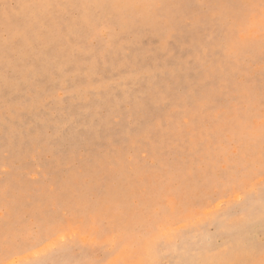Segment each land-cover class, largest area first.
<instances>
[{
  "label": "snow or ice",
  "instance_id": "obj_1",
  "mask_svg": "<svg viewBox=\"0 0 264 264\" xmlns=\"http://www.w3.org/2000/svg\"><path fill=\"white\" fill-rule=\"evenodd\" d=\"M0 8V41L6 54L26 42L34 29L55 26L56 21L61 30L69 21L74 30L94 39L107 35L110 45L153 30L164 46L163 37L178 28H211V52L202 54L197 69L201 82L177 101L187 117L178 131L185 142H193L195 154L207 146L217 158L215 167L199 161L200 174L208 177L197 185L199 196L182 191L186 161L155 153L149 160L145 153L143 161L131 157L114 162L117 175L127 176L128 188L96 182L90 171L84 172L86 182L65 194L63 214L58 211L46 220L16 216L6 202L0 208L7 222L0 235V264H18L15 256L21 250L33 257L27 264H264V0L195 5L167 0H44L4 3ZM13 9L24 13L14 14ZM133 51L125 52L126 59ZM97 70L95 62L87 66L88 85L94 83ZM126 71V66L119 69ZM151 75L143 71L127 78L143 83ZM15 79L10 68L4 72L5 92ZM192 163L196 171V155ZM140 186L145 195L129 194ZM3 191L6 197L11 194L9 186ZM205 200L215 205L210 217L197 215ZM174 202L183 210L179 217Z\"/></svg>",
  "mask_w": 264,
  "mask_h": 264
},
{
  "label": "rangeland",
  "instance_id": "obj_2",
  "mask_svg": "<svg viewBox=\"0 0 264 264\" xmlns=\"http://www.w3.org/2000/svg\"><path fill=\"white\" fill-rule=\"evenodd\" d=\"M37 2L44 0H0V6ZM167 2L195 5L222 0ZM12 11L24 13L23 9ZM212 35L211 28L187 25L163 37L167 41L164 46L161 35L153 30L137 32L110 45L107 35L94 39L85 31L74 30L69 21H64L61 30L56 21L55 26L42 24L34 29L26 42L7 54L0 41V208L8 202L16 216L45 220L58 211L63 214L60 205L65 194L86 182L82 173L90 171L96 182L128 188L127 176L117 175L114 162L131 157L143 161L145 153L149 160L155 153L186 161L182 191L199 196L197 185L208 180L198 170L199 161L215 167L217 158L208 153L207 146L195 154L193 142H185L179 134L187 117L177 101L184 91L199 86L202 77L198 65L202 54L211 52ZM130 48L136 51L126 59ZM92 62L98 70L92 77L94 83L88 85L87 66ZM121 66L127 71L120 73ZM9 68L16 79L5 92L3 74ZM143 71L152 74L143 83L127 78ZM5 186L11 189L7 197ZM211 190L215 192L216 186ZM129 194L143 196L145 188L137 187ZM258 201L257 195L254 202ZM203 203L197 215L210 217L215 205L207 200ZM174 208L177 217L183 214L175 202ZM6 223L0 216V235ZM32 258L23 250L15 256L18 264H27Z\"/></svg>",
  "mask_w": 264,
  "mask_h": 264
}]
</instances>
